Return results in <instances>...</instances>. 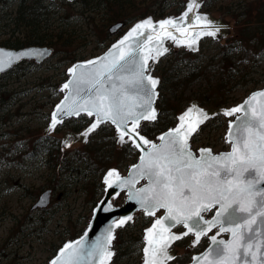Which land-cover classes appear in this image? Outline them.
Wrapping results in <instances>:
<instances>
[{
	"label": "snow or ice",
	"instance_id": "snow-or-ice-1",
	"mask_svg": "<svg viewBox=\"0 0 264 264\" xmlns=\"http://www.w3.org/2000/svg\"><path fill=\"white\" fill-rule=\"evenodd\" d=\"M200 6L199 0H189L187 10L178 18L158 23L145 19L104 56L70 68L72 78L60 89L67 93L56 105L47 131L53 132L65 117L85 113L95 117L81 133L85 141L99 125L110 123L116 128L119 143H126L127 136L141 149L139 163L127 178L109 170L104 184L126 189L128 199L134 200L145 216L156 217L145 233V264H167L174 259L169 253L174 242L192 234L195 247L213 229L217 232L210 237L212 246L202 256L193 257L198 264H264V102L258 100L264 98V91L223 112L226 117L242 113L235 123H229L225 139L231 151L227 153L213 155L211 149L203 148L197 157L191 151L190 137L209 119L208 113L195 106L178 118L177 127L158 137L159 145L137 131L140 121L157 119L153 105L159 80L150 74L149 61L167 53L164 41L195 51L201 37L216 39L221 32L222 25L198 14ZM18 58L9 56L7 63L0 60V72ZM72 139L67 138L64 146L70 147ZM140 180L147 183L136 188ZM111 207L109 204L104 210ZM213 209L215 215L205 219L204 214ZM160 210L164 214L157 217ZM130 220L131 216H125L113 221L90 246L83 237L64 244L50 264H81L85 258L90 264L96 260L107 264L113 256L109 250L113 228ZM178 225L186 231L174 233L172 229ZM223 233L230 238L217 239Z\"/></svg>",
	"mask_w": 264,
	"mask_h": 264
},
{
	"label": "trees",
	"instance_id": "trees-1",
	"mask_svg": "<svg viewBox=\"0 0 264 264\" xmlns=\"http://www.w3.org/2000/svg\"><path fill=\"white\" fill-rule=\"evenodd\" d=\"M3 1L5 0H0V2ZM73 2L76 3L78 9L76 21L71 20L68 17L69 14L65 15L64 11L73 3L48 0H15V12L8 20L10 24L9 32L5 34L6 36L0 38V46L13 49L26 46L50 47L53 50H56L58 46L65 48L63 51L64 58L52 67L58 70L55 75L53 77H41L39 80V86L52 93L49 94V99L47 97L44 102L47 104V107H45L48 110L43 111L45 112L42 114L43 124L47 122L49 111L60 97L58 87L66 79L65 68L68 66L64 64L80 59L77 58V52L73 53L67 47L84 42V28L93 27L94 23L107 28L117 21H122L124 27H126L148 13L153 14L155 17H161L167 14L166 9L168 8H170V12L178 13L185 1L180 0L170 5H163L162 0H74ZM53 9L60 10L62 16H59ZM204 9L207 11H222L220 7H216L209 1L204 3ZM222 13H227L235 23H233L232 41L228 39V43L224 44L228 47L224 48L218 44V48H221L220 55L219 53L215 54L208 60L207 56L201 54V50L197 53H191L184 49L172 50L155 68V72L161 77L159 97L156 103L158 117L155 122L142 125V132L146 135L152 137L174 124L177 113L191 100H197L204 106L215 107L232 102L228 97L229 94L239 85L240 80L248 74L247 71L245 75H241V71L237 69L238 65H242L241 68L247 67L250 70V66H246L247 63H243L241 60L233 61L234 44H239L245 48L252 45L254 55L257 57L264 55V8L258 6L254 9L253 7H244V5L234 7L231 5L226 6V11ZM74 22L79 23V25L75 26ZM123 30L124 28L119 31V34ZM114 38L115 36L105 34L104 39L102 38L101 41L103 43L102 47H107ZM215 59H217V62L214 64ZM246 62L250 63V60ZM24 64L38 65L33 61H23L13 69ZM61 67L63 68L59 71ZM207 68L210 70L206 71ZM13 69L1 75L0 78L13 71ZM208 72L214 74L215 79L213 81L208 78ZM8 97H13L11 91L7 87L4 89L0 87V134L3 132V125L1 124L6 116L4 114L8 112L7 106L12 105L11 102L7 104ZM220 118L216 117L211 120L201 130ZM89 121V118L81 116L73 120L69 128L78 131ZM43 124L35 129L36 132H32L33 134L37 133L38 136L34 139L30 149L21 158H24V156H29V158H37V155L41 156L51 177L58 176L59 178L51 186L52 189H56L60 185L61 176H63L64 179L70 180L79 192L85 193L92 186L97 190V194L101 193L100 177L103 171L112 165L116 167L125 166V162L134 159L136 156V151L128 144L122 148L116 147L113 129L109 125L101 126L87 144L82 145L80 150L77 149V153L68 156L69 150L61 148L58 137L44 138L41 133L39 134L42 126H44ZM22 128H24L25 133H30L28 127ZM51 183H54V181H51ZM63 192L65 193L62 196L67 194L65 189H63ZM95 202L96 198L93 197L91 203L94 205ZM17 230H20V228ZM80 231L72 233L65 231V236L72 238L77 236ZM63 241L64 239L61 237L60 242ZM136 241H141L139 234L134 243ZM119 243L120 254H127L129 246L126 244L130 241L119 238ZM59 245H53L52 254L55 253Z\"/></svg>",
	"mask_w": 264,
	"mask_h": 264
},
{
	"label": "rangeland",
	"instance_id": "rangeland-1",
	"mask_svg": "<svg viewBox=\"0 0 264 264\" xmlns=\"http://www.w3.org/2000/svg\"><path fill=\"white\" fill-rule=\"evenodd\" d=\"M179 1L162 0L161 3L170 5ZM208 1L222 10L221 12L213 10L208 12L227 19L231 27L230 35L224 38L223 42H209L210 40H206L201 44V54L207 56L208 60H210L213 55L218 53L220 55L221 48H218V44L227 48L228 45L224 44L228 43V39L232 41L231 36L234 34L233 23L235 22L227 13H222L226 11V6L244 5V7H253L254 9L258 6L259 8H264V0H205V2ZM161 3L160 5H162ZM144 6L146 7L147 5ZM10 9L11 7H6V10L10 11ZM202 10L207 11L204 6ZM64 11L65 15L69 14L68 17L71 20H77L78 9L75 5L69 6ZM57 13L59 16L61 15L58 10ZM166 13L172 14L170 8L166 9ZM3 18L4 16L0 14V38L8 34L10 27L8 19ZM74 23L75 26L79 25L77 22ZM107 30L108 27L103 28L102 25L94 23L93 27L84 28L85 38L82 44L78 43L67 47V49L73 53L77 52V58H82L83 60L99 55L105 48V46L102 47L103 43L101 41L102 38L104 39L105 34L108 35ZM233 46L235 47L232 53L233 61L241 60L243 63H247L246 66H250V70L247 67L241 68L242 65H238L237 69L241 71V75H245L247 71L248 74L240 80L239 85L229 94L228 97L232 102L224 106L236 104L252 90L264 86V55L261 57L254 55L252 45L246 48L239 44H234ZM64 50V47L58 46L56 50H53L51 56L41 64L21 65L0 78L1 89L7 87L13 94V97L7 98V104L11 102L10 104L12 105L7 106L8 112L4 114L6 116L1 124L3 125V132L0 134V264H45L52 256L53 245H59L61 237L64 240L70 238V236H65V231L70 233L82 231L93 206L91 199L95 197L97 200L100 195V193L97 194V190L92 186L85 193L79 192L71 184L70 180L64 179L63 176H61L60 185L55 189L56 192L53 193L54 189L51 186L59 178L58 176L51 177L41 156L37 155V158L24 156V158H21L30 149L34 139L38 136L37 133H35V136L32 132H36L35 129L43 124L42 114L45 113L43 111L48 110L46 108L47 104L44 102L47 97L49 99V94H52L51 91L42 89L39 86V80L41 77H53L55 75L58 70L52 67L56 66L64 58ZM248 60H250V63L246 62ZM216 62L217 59L213 61L214 64ZM70 64L71 61L66 62L64 65ZM62 68H59V71ZM209 70L207 68L206 71ZM208 78L213 81L215 79L214 74L208 72ZM72 121H67L62 129L69 128L72 125ZM22 127H28V132L30 131V133H25ZM225 128L226 119L222 117L217 121L211 122L205 129L198 132L192 141L193 147L210 146L215 152L226 149L228 144L224 139ZM41 132L42 129L39 134ZM59 135V131H57L52 138H57ZM80 147L79 143L73 144L67 155H72L77 149L80 150ZM134 159H129L125 166L120 167V170L125 172V167L132 163ZM51 181H54V183H51ZM43 188H50L48 205L43 209L31 210L32 204L38 194L43 191ZM63 189L67 191L64 196H62L65 193ZM58 191H60V194ZM120 200L121 198L117 202ZM144 221L147 223L148 219L139 214L134 222ZM18 228L20 230H17ZM188 240L190 239L188 238ZM116 242L117 247H119V240ZM186 242L180 248H183ZM126 245L134 250L132 242ZM174 248L178 254L180 248L178 246ZM198 248L197 246L194 247L191 252L197 251ZM139 249L140 246L138 247L140 254ZM129 252H132V250H129ZM135 255L136 253L133 252L128 257L134 259Z\"/></svg>",
	"mask_w": 264,
	"mask_h": 264
},
{
	"label": "water",
	"instance_id": "water-1",
	"mask_svg": "<svg viewBox=\"0 0 264 264\" xmlns=\"http://www.w3.org/2000/svg\"><path fill=\"white\" fill-rule=\"evenodd\" d=\"M67 1H72V0H67ZM188 2H189V0H186V2L184 4V8L178 14H176V15H174V14L166 15L164 17L157 18V19H154L151 15H147V16L141 18V19L136 20L130 26H128L123 33H121L119 36H117L116 39L114 41H112L109 44V46L102 53H100L99 55H96V56H93V57L84 59V60H79V61L73 62L66 69L67 78L60 84L59 91H60L61 87L72 78L69 75V69L72 68L74 65L85 64L89 60H95V59H97L99 57L104 56L106 53L109 52L110 49H112V46L114 44H116L120 39H122L131 30V28L134 27L135 24L140 23L141 21H143L145 19L151 18L154 23H158L159 21L164 20V19H168V18H178L179 16L182 15L183 12H185L187 10V4H188ZM199 3H200L201 6L197 10L198 14L207 15L212 21H214L215 23H217L219 25H222L223 27L221 28V32L218 34V37L216 39H214L212 37H201L197 41V43L195 45V49H196L195 51L189 50L186 46H179V47H177L172 40H165L164 43H163V47H165V48L168 49L167 53H165L163 56L159 57L158 60H156L155 62H153L151 60L149 61V64H150V67H151L150 74L155 79L159 80V84H160V77L154 75L153 69H154L155 65H157L158 62L164 56H166L171 49L184 48L185 50H187L189 52L195 53L199 49V45H200L201 40H203L205 38H211V39H213L215 41L220 42L224 38H226L228 35H230L231 27H230L229 21L227 19L223 18V17L216 16V15L210 13V12L202 11V5L204 3V0H199ZM117 25H119V27H117ZM123 25H124V23L122 21H117V22L111 24L108 27V30L107 31H108V33L110 35H113V34L117 33L118 30L123 27ZM175 35L177 37L180 36V34L178 32L175 33ZM50 54H51V49L50 48H47V47L28 46V47H22V48H18V49H13V48H7V47L0 46V60H3L5 63H7L9 56H12L14 58L19 57L18 59H15V62H13L11 64V67H6L5 68V71L0 72V75L3 74V73H5V72H7V71H9V70H11L15 65L19 64L20 62H22L24 60H34L36 63H41ZM89 67H91V66H89ZM159 84L156 87V92L157 93H158ZM262 91H264V87L258 88V89H255V90H252L240 102H238V103H236L234 105H231V106H217V107H215V106H204V105H201L197 100H191L176 115V121H175V123L173 125L169 126L166 130H164V131L158 133L157 135H155V137L149 138L148 136L144 135L141 132V125H142V123H146V122H149L150 123V122H154V121H149V120H142V121H140V126L137 129V131H138V133H139L140 136H143L144 138L148 139L152 143H155V144L159 145L161 142L158 139V137H160L161 135L167 133L170 129H173V128L177 127L179 125V123H180V121H179L178 118L183 113H185L189 108L195 106L198 110H202V111H204V112H206V113L209 114V119H207L206 121H204L203 124L199 125V128H198L197 132L199 131V129L201 128V126H203L207 121H209V120H211V119H213L214 117H217V116H223L224 118L227 119V122H226V130H225V134H224V138H226L227 133H228V130H229V123H235L236 116L242 115V113H237V114H235L232 117H226V116L223 115V112L225 110H229V109H231L233 107H237L239 105H242L245 102V100H248L249 97H251V95L253 93L262 92ZM60 93H61V97L54 104V106H53V108H52V110L50 111V114H49V121H48L46 127H44L43 130H42L43 135L46 136V137L47 136H50L55 131L54 130L53 132L49 133L47 131V129L49 128V125H50V122H51V118H52V113L56 109V105L60 104V102L64 99V96L66 95L67 90H65V92H61L60 91ZM157 99H158V95L156 96V99H155V102H154L153 107L156 109L157 116H158V111H157V107H156V101H157ZM258 100H260L261 102H264V98H258ZM80 116H86V117L91 118V122L85 128H83L81 131H79V132H74V131H71V130H66V131L62 132L61 133V145H62V147L68 148V147H65L64 146L65 145V140L67 138H73L72 141H71V146L73 144H75V143H85V142H87L88 137L92 133H94L101 125H103V124L99 125L98 128L95 131H93L92 133L89 134V136L87 137V140L85 141V138L82 137L81 133H83L91 125V123L94 122L95 117L94 116L90 117V116H88L85 113H81ZM78 117L77 116L65 117L63 119V122L61 124H58L57 127L60 126V125H62L66 120L76 119ZM104 124H109V125H111L113 127L114 134L116 136V145L117 146H121V143L118 142V133L116 131L115 126L112 125V124H110V123H104ZM130 127H131V125H129V128ZM197 132L193 133V135L189 139V144L191 146V151L197 157H199V155H200V149H203V148L211 149L213 155H220L221 153H227V152H230L231 151V145L226 142V139H225V142L228 144V148L225 149V150H220V151L214 152L212 150V148L209 147V146H201V147H198V148L194 149L192 147L191 140H192L193 136ZM136 139H137V142H139V137H136ZM125 140L127 141L126 143H129L131 145V147H133L137 151L138 155H137L136 161L128 166L127 171H126L125 174H122L118 169H116L114 167L108 168L103 173V175L101 177V182L103 184V187H102L103 192H102V195H101L100 199L93 206V208L91 210V214H90V216L88 218V221H87L85 227L83 228V230L81 231V233L77 237H74V238L65 240L57 248L55 254L51 258L48 259V261L46 262V264H50V262L52 260H54L58 256V254L60 252V249L63 248L64 244L69 243V242H75V241H77V240H79V239H81L83 237L85 239L86 244L88 246H90L96 240L97 237L103 236L105 234V230L110 225H112L113 221L118 220L121 217L131 216L132 217V220L127 221L124 224V226H122V227H114L113 228V233L112 234L114 236V239L111 241V245H110V248H109V250L113 253V256L111 257L110 260L107 261V264H111V262L113 261V258L116 255V252H117V249L114 247V241L116 239V232H117V230L125 227L128 223H131L133 221V218H134V216H135L136 213L140 212V213H142L144 215L143 211L142 210H139V206L136 204V202L134 200H129L128 199L127 190L126 189L125 190H121V189L115 188V187L114 188H108L107 185L104 184V178L107 175V173H108L109 170H115L119 174V176L121 178H127L129 176V172L133 168V166L139 163L140 156L143 154L142 151H141V149L140 148H137V147H134L132 141L131 140H128V137L127 136H125ZM146 183H147V181L140 180L139 183H137L135 185V187L136 188H140V187L146 185ZM116 193H119V195H116ZM121 194H123V196L121 197V201H120L119 204H116V201L121 196ZM49 196H50V190L49 189H46V190L42 191L39 194V196L36 198L35 202L32 204L31 210L45 208L48 205V203H49ZM42 198H43V202H41ZM109 204L112 206L111 209L109 211H105L104 209L107 208L109 206ZM215 211H216V209H213V210L205 213L204 214L205 219H211L215 215ZM163 214H164L163 210H160L157 213V217L162 216ZM145 217H148V216H145ZM148 218H150L151 221H150L149 225L146 228H144L143 231H142V240H143V246H142V250H141V252H142V264H145L144 248L146 247V242H145L146 229H148V228L151 227V224L154 222V219L156 217H148ZM178 227H180L181 230L177 231L176 228H178ZM176 228H173L172 229V231L174 233H182V232L186 231V229H184L182 225H178ZM262 230H264V229H262ZM86 232H87V236H85V233ZM216 232H217V229H213L212 232L208 233V236H205L207 238V245H206V247L202 251H200L198 253L192 254L191 257H190V260L188 262H186L185 264H198V262H196V261L193 260V257H200V256H202L212 246L211 245L210 237L212 235H215ZM188 236H191L192 239L190 240V242L187 245H189L190 247H193L192 246V242H193V240L195 238H194V236L192 234H189ZM183 238H185V237H183ZM229 238H230V234H228V233H223V234H221L220 236L217 237V239H224V240H227ZM170 248H169V253L175 258L176 251L174 249H170ZM170 261H168V262H170ZM81 264H90V262L87 260V258H85L84 260H82ZM95 264H100L99 260H96L95 261Z\"/></svg>",
	"mask_w": 264,
	"mask_h": 264
},
{
	"label": "flooded vegetation",
	"instance_id": "flooded-vegetation-1",
	"mask_svg": "<svg viewBox=\"0 0 264 264\" xmlns=\"http://www.w3.org/2000/svg\"><path fill=\"white\" fill-rule=\"evenodd\" d=\"M124 145L125 144H123V146ZM140 230H141V232L143 230V223H141V222L126 226L125 228H123L120 231V234L118 235V240L120 238L121 240L126 239L130 242L133 241L132 245H133L134 250L132 248L128 247L129 250H132V252H129V254H124V253L120 254V245H119V247H117V249H118L117 254L115 255L111 264H142V252H141L142 246H143L142 241H140V242L136 241V243H134V240H136L137 235L140 234V236H141ZM188 238L189 237H186V238L176 242L173 246L174 247L178 246L180 248V246L183 245L187 241ZM205 244H206V239L204 238L198 243L197 247H199V248L197 251H200L205 246ZM139 246H140V249H139L140 254L138 252ZM127 251H128V249H127ZM178 251L179 252H178L177 257L173 261L168 262L167 264H174V263L182 264V263L189 260V257L191 254L190 248H184L183 247V248H180V250H178ZM133 252H135L136 255H135L134 259H130L128 257V255L130 256V254H132Z\"/></svg>",
	"mask_w": 264,
	"mask_h": 264
},
{
	"label": "bare ground",
	"instance_id": "bare-ground-1",
	"mask_svg": "<svg viewBox=\"0 0 264 264\" xmlns=\"http://www.w3.org/2000/svg\"><path fill=\"white\" fill-rule=\"evenodd\" d=\"M73 5H75V7H77L75 2H73V4H71L70 6H73ZM15 6H16L15 5V0H5L3 2H0V14H2L4 16L3 19H8L9 20L13 16V13L15 12ZM6 7L7 8H10L11 7L10 11L9 10H6ZM53 11H56V13H57V9H53ZM58 11H60V10H58ZM59 13H61V12H59ZM46 189H48V188H45V190ZM49 190H50V188H49ZM54 192H56L55 189L53 190V193ZM59 192L60 191H58V193ZM38 196H39V194H38ZM57 196H58V194H57Z\"/></svg>",
	"mask_w": 264,
	"mask_h": 264
}]
</instances>
